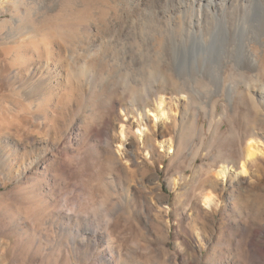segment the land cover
<instances>
[{"label":"rangeland","instance_id":"rangeland-1","mask_svg":"<svg viewBox=\"0 0 264 264\" xmlns=\"http://www.w3.org/2000/svg\"><path fill=\"white\" fill-rule=\"evenodd\" d=\"M120 1L0 0V264H264V87L232 58L221 91L196 83L199 95L188 98L169 85L150 95L144 117L145 103L116 97L122 88L88 91L78 63L85 51L63 35L115 22L126 11ZM189 44L177 52L176 78L197 72L201 51ZM249 45L253 73L264 75V35ZM34 78L45 90L37 101ZM159 93L173 107L162 121L148 112ZM251 139L260 150L247 160ZM244 161L245 174L215 175ZM208 193L217 206L204 205Z\"/></svg>","mask_w":264,"mask_h":264},{"label":"bare ground","instance_id":"bare-ground-1","mask_svg":"<svg viewBox=\"0 0 264 264\" xmlns=\"http://www.w3.org/2000/svg\"><path fill=\"white\" fill-rule=\"evenodd\" d=\"M257 2L262 0H121L119 5L125 6L127 12L118 15L115 22L99 19V22L94 24L95 29H92L94 26L91 27L89 23H84L75 32L63 35L65 37L63 41L65 45L71 44L85 51L84 54L80 53L81 62H77L80 64L78 66L81 68L82 77L85 78V84H83L88 91L91 90L94 93L92 90L94 88L102 90L107 83L112 85L113 91L122 88L121 95L116 97L122 102L129 98L128 103L134 105L145 103L139 111V115L144 117L150 95L154 91L161 93L169 85L173 89L181 86V91L188 98L190 93L199 95L196 83L206 85L214 82L215 91H221L225 81L224 68L228 59H239L244 69L251 70L250 79L264 87V75L253 73L259 66V60L249 45L255 37L261 39L264 35V23L258 26L256 23ZM139 12L142 13L139 14ZM182 34H185L187 39L184 43L180 38ZM155 35L163 36L164 39L155 44ZM52 42L56 40L53 39ZM37 43L41 44L39 40ZM189 43L201 51L194 59L197 72L183 74L176 78L171 69L180 61L177 52L181 49L187 50L191 45ZM30 62L37 71L42 70L37 59H30ZM115 67H118V70L112 73L111 69ZM138 67L142 68L135 71L134 68ZM143 67L147 68V75L143 73ZM244 74L245 72L241 73V75ZM71 76L73 77L68 73L67 77L72 78ZM77 77L81 76L77 75ZM188 77L194 82L193 86L187 85ZM66 82L70 85L74 83L69 78ZM32 84L31 99L34 101L42 99L45 90L41 80L35 79ZM228 88L232 90L233 85L230 84ZM160 93L156 98L154 109H147L148 112H153L157 121L170 117V112L173 111L165 95ZM261 99L264 102V91L261 92ZM125 126L127 128V124L123 123L120 131L123 144L126 137ZM158 128L160 129V126ZM147 130L145 125L142 127L141 123L138 124L139 135L145 136ZM144 136L141 138L143 141H145ZM173 143L172 139H166L161 142V145H166V150L173 153ZM259 150L258 142L251 139L246 150L247 160L254 158ZM246 172L244 161L240 171L236 172L233 167L223 164L216 170L215 175L222 181H227L231 174L240 175ZM218 204L219 200L214 194L208 193L204 197L206 207L212 208Z\"/></svg>","mask_w":264,"mask_h":264}]
</instances>
